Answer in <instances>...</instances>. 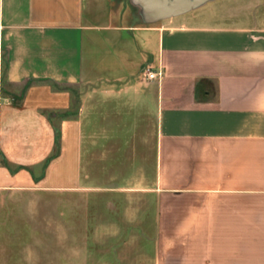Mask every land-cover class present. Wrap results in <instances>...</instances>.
<instances>
[{
    "label": "crops",
    "instance_id": "crops-1",
    "mask_svg": "<svg viewBox=\"0 0 264 264\" xmlns=\"http://www.w3.org/2000/svg\"><path fill=\"white\" fill-rule=\"evenodd\" d=\"M0 264H264V0H0Z\"/></svg>",
    "mask_w": 264,
    "mask_h": 264
},
{
    "label": "rangeland",
    "instance_id": "rangeland-1",
    "mask_svg": "<svg viewBox=\"0 0 264 264\" xmlns=\"http://www.w3.org/2000/svg\"><path fill=\"white\" fill-rule=\"evenodd\" d=\"M126 165L129 166V164H126ZM71 197L74 198V195L72 194ZM75 197H77L76 201H77L78 206L84 203L85 200H84V195L82 193L75 195ZM80 214H82V212L78 211V215ZM81 223L83 225V218H78V230L83 229ZM45 246L48 247V244L46 243ZM84 248H85L84 243L77 244V250H84ZM93 249L95 251H126V252H129V251L138 250V249L149 250V244L119 243L116 241H110V242H104V243H95L93 245Z\"/></svg>",
    "mask_w": 264,
    "mask_h": 264
},
{
    "label": "water",
    "instance_id": "water-1",
    "mask_svg": "<svg viewBox=\"0 0 264 264\" xmlns=\"http://www.w3.org/2000/svg\"><path fill=\"white\" fill-rule=\"evenodd\" d=\"M188 5L191 4H180V3H171V4H153L154 7H158L159 10H165V11H170L172 10L173 13H176L179 11V9L183 7H187Z\"/></svg>",
    "mask_w": 264,
    "mask_h": 264
},
{
    "label": "built area",
    "instance_id": "built-area-1",
    "mask_svg": "<svg viewBox=\"0 0 264 264\" xmlns=\"http://www.w3.org/2000/svg\"><path fill=\"white\" fill-rule=\"evenodd\" d=\"M161 76H162L161 70H151V69H149L145 73V77L149 81L158 80V79L161 78Z\"/></svg>",
    "mask_w": 264,
    "mask_h": 264
}]
</instances>
